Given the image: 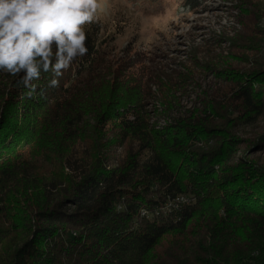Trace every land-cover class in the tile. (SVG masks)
Masks as SVG:
<instances>
[{"label":"trees","instance_id":"16d2710c","mask_svg":"<svg viewBox=\"0 0 264 264\" xmlns=\"http://www.w3.org/2000/svg\"><path fill=\"white\" fill-rule=\"evenodd\" d=\"M240 3L248 24L235 47L260 53L264 0ZM84 30L88 54L58 87L42 73L29 98L0 73V264H264V166L234 159L235 121L217 96L155 130L151 88L169 109L184 79L116 66ZM232 86L239 125L254 124L262 105L251 82ZM112 147H126L118 164Z\"/></svg>","mask_w":264,"mask_h":264},{"label":"rangeland","instance_id":"374dc122","mask_svg":"<svg viewBox=\"0 0 264 264\" xmlns=\"http://www.w3.org/2000/svg\"><path fill=\"white\" fill-rule=\"evenodd\" d=\"M98 5L95 22L86 26L96 34L102 52L116 66H131L129 70L133 72L141 66L156 68L184 79L175 95L178 103L169 109L157 87L151 88L152 96L144 103L151 127L162 130L178 115L201 110L204 100L217 96L221 114L235 121L228 124L235 125L229 129L234 138V159L264 166V142L258 150L251 146L264 135V61L260 59L264 54V35L252 39L262 42L260 53L235 47L241 44L239 38L248 24L240 0H98ZM263 21L264 18L258 26L264 31ZM250 46L255 48L254 44ZM253 70L256 73L248 76ZM238 76L249 79L255 105H262L254 124L249 126L239 125L240 113L235 109L240 104L231 100L235 97L232 80ZM106 130H110L106 138L113 140L115 131L110 125ZM125 153L126 147H112L107 154L112 157L111 163L118 164ZM180 198L186 201L185 197ZM170 204L173 203L167 202L162 210H170ZM147 215L141 211V216Z\"/></svg>","mask_w":264,"mask_h":264},{"label":"clouds","instance_id":"9594fccd","mask_svg":"<svg viewBox=\"0 0 264 264\" xmlns=\"http://www.w3.org/2000/svg\"><path fill=\"white\" fill-rule=\"evenodd\" d=\"M98 7V0H0V73L17 77L29 98L42 73L58 87L63 72L88 54L84 26L95 22Z\"/></svg>","mask_w":264,"mask_h":264},{"label":"built area","instance_id":"2783aa9c","mask_svg":"<svg viewBox=\"0 0 264 264\" xmlns=\"http://www.w3.org/2000/svg\"><path fill=\"white\" fill-rule=\"evenodd\" d=\"M180 199H182V198H180ZM178 203L180 202V203H187V200L186 201H184V200H176ZM177 202L176 203H173V204H170V205H172V206H170L171 208L172 207H175V206H177ZM170 209V208H169Z\"/></svg>","mask_w":264,"mask_h":264},{"label":"bare ground","instance_id":"6f19581e","mask_svg":"<svg viewBox=\"0 0 264 264\" xmlns=\"http://www.w3.org/2000/svg\"><path fill=\"white\" fill-rule=\"evenodd\" d=\"M263 23H264V21H263ZM264 29V28H263Z\"/></svg>","mask_w":264,"mask_h":264}]
</instances>
